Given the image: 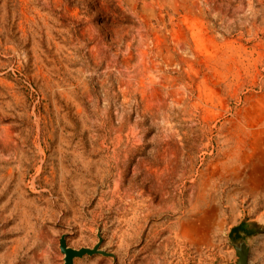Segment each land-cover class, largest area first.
Wrapping results in <instances>:
<instances>
[{
  "label": "rangeland",
  "instance_id": "374dc122",
  "mask_svg": "<svg viewBox=\"0 0 264 264\" xmlns=\"http://www.w3.org/2000/svg\"><path fill=\"white\" fill-rule=\"evenodd\" d=\"M238 236L264 264V0H0V264H232Z\"/></svg>",
  "mask_w": 264,
  "mask_h": 264
},
{
  "label": "water",
  "instance_id": "95a60500",
  "mask_svg": "<svg viewBox=\"0 0 264 264\" xmlns=\"http://www.w3.org/2000/svg\"><path fill=\"white\" fill-rule=\"evenodd\" d=\"M242 237V238H241ZM235 237L232 241V246L235 250V261L232 264H247L248 245L245 243L243 236ZM99 242L92 248H79L73 249L66 245L64 238L59 241V251L63 255V264H75L76 259H80L83 256H91L94 254H100L108 256V254L99 249Z\"/></svg>",
  "mask_w": 264,
  "mask_h": 264
}]
</instances>
